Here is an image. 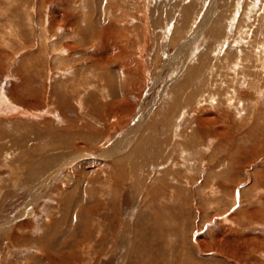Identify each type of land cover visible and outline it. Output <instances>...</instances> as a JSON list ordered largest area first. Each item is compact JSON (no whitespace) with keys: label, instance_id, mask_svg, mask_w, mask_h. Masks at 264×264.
<instances>
[{"label":"rangeland","instance_id":"rangeland-1","mask_svg":"<svg viewBox=\"0 0 264 264\" xmlns=\"http://www.w3.org/2000/svg\"><path fill=\"white\" fill-rule=\"evenodd\" d=\"M86 15L105 38L60 36ZM3 96L0 264H264V0H0Z\"/></svg>","mask_w":264,"mask_h":264},{"label":"bare ground","instance_id":"bare-ground-1","mask_svg":"<svg viewBox=\"0 0 264 264\" xmlns=\"http://www.w3.org/2000/svg\"><path fill=\"white\" fill-rule=\"evenodd\" d=\"M12 1H16V0H12ZM23 2H24V0H23ZM40 2H42V1H40ZM16 6V5H15ZM7 6H6V10H7ZM15 9V8H14ZM68 9V8H67ZM59 10H61V9H59ZM8 12V11H7ZM65 12V11H64ZM63 13V12H62ZM211 13V12H210ZM210 13H208V15L210 14ZM125 13H124V10L122 11V9L121 8H119V9H117L116 7H114L113 5H110L109 7H108V10H106L105 11V13H104V19H108L109 20V28L111 29V30H113L114 32L117 30H120V25H119V23H120V21L119 20H121L122 18H121V16L123 17V15H124ZM49 15V19H51V21H49L50 23L51 22H55V21H57L56 20V18L58 17V16H56V15H58L57 14V12L55 11V9H52V11H50V13L48 14ZM118 15V16H117ZM207 15V16H208ZM63 16V15H62ZM61 16V17H62ZM117 16V17H116ZM207 16L205 17V19L203 20L202 19V22L204 23L201 27H199L193 34H192V36H190V38H187V39H189L188 41H184L185 43L183 44V49H186V50H191L192 48H193V46L195 45V43L197 42V40H198V38H199V36H200V33L201 32H203V29H204V25L207 23V21H208V19H207ZM60 18V17H59ZM117 18L119 19V20H117ZM124 18V17H123ZM210 18V17H209ZM64 19V18H63ZM85 19V26L87 27L86 29H88L87 31H86V29H85V31L86 32H83L84 30H81V29H79L78 27L79 26H75L74 25V23H78V21H79V16H77V18H69L68 19V22H69V26H70V31H67V32H62L61 30V32H60V36H64V37H69V38H72V37H74V35L75 36H77L78 38H80V39H85V33L86 34H89V35H91L92 36V39L93 40H99L100 39V37H101V35L102 36H104V34H105V31L106 30H97L96 28H97V24H96V22H95V20H94V18L92 17L91 19H90V17L89 16H87L86 15V17L84 18ZM61 20V19H60ZM98 20V19H97ZM64 21V20H63ZM100 21H101V19H100ZM65 22H67V21H65ZM102 22H103V20H102ZM46 23V22H45ZM93 24H95V25H93ZM54 25V24H53ZM64 27V26H63ZM60 28V27H59ZM55 30H56V28H55ZM111 32V34L110 35H116L117 33H113L112 31H110ZM56 33V32H55ZM108 33H109V31H108ZM106 35V34H105ZM55 36V35H54ZM118 36V35H117ZM115 37V36H114ZM20 38L23 40V42L25 41L24 40V37L22 36V35H20ZM104 38H105V36H104ZM109 38H112V36H109ZM29 39V38H28ZM27 39V40H28ZM40 39V38H39ZM186 39V40H187ZM18 40H19V38H18ZM41 40V39H40ZM42 41V40H41ZM101 41V40H100ZM26 42V41H25ZM24 42V43H25ZM96 42V41H95ZM78 43V42H77ZM81 43H84V40H82L81 41ZM104 43H105V40H104V42H101V45H100V47L101 48H103V45H104ZM110 43V42H109ZM98 44H99V42H98ZM113 45V44H112ZM116 45V44H115ZM120 45V44H119ZM75 46V45H74ZM76 46H78V45H76ZM117 46V45H116ZM66 48H69V49H71V48H73L71 45H68L67 44V47ZM65 48V49H66ZM107 48V47H106ZM119 48V47H118ZM74 49V48H73ZM62 50V49H61ZM64 50V49H63ZM91 50V49H90ZM180 50V49H179ZM39 52V51H38ZM68 52V51H67ZM101 52V51H100ZM195 52V51H194ZM193 52V53H194ZM40 53H41V51H40ZM109 53V52H108ZM192 53V54H193ZM177 54H179V52L177 53ZM180 54H182V53H180ZM35 57V56H34ZM167 58H168V56H166ZM172 57V56H171ZM94 61V60H93ZM102 61V60H101ZM170 61V60H169ZM90 63V62H89ZM95 63H96V61H95ZM94 63V64H95ZM102 63V62H101ZM165 63H167V62H165ZM97 65L96 66H98V64H99V62H97L96 63ZM103 66V65H102ZM102 66H101V68L100 67H98L99 68V70L101 71L99 74H100V77L102 78V79H106L107 80V77H108V75H106V73H105V70H103L102 69ZM104 67V66H103ZM196 67V66H195ZM191 71H193V70H191ZM190 71V72H191ZM32 72V71H31ZM188 72H189V70H188ZM109 78V77H108ZM111 84V83H110ZM109 84V85H110ZM189 88V87H188ZM181 90V89H180ZM190 91L191 92H196L197 91V89H190ZM184 93V92H183ZM242 95V94H241ZM192 96V95H191ZM194 98V97H193ZM3 101H0V104H2V102H3V104H5V103H7L8 101L5 99V97L3 96L2 98H1ZM10 100V99H9ZM124 101V100H123ZM119 102V101H118ZM191 102V101H190ZM192 103V102H191ZM117 104V103H116ZM119 104H121V103H119ZM11 105V107L9 106V108H11L12 109V104H10ZM122 105V104H121ZM108 106H110V105H108ZM113 106V105H112ZM123 106V105H122ZM125 106V105H124ZM116 107V106H115ZM127 108V107H126ZM110 109H111V107H110ZM16 110V108L14 107V111ZM20 112H21V114H22V112H24L25 110H23V109H18ZM127 110V109H126ZM19 111H17V113H19ZM106 111V109L104 110V112ZM114 111V110H113ZM31 112V111H30ZM139 112V111H138ZM141 112V111H140ZM28 113V112H27ZM204 113H206V112H204ZM31 114V113H30ZM33 115H34V113H32ZM112 114V113H111ZM20 115V114H19ZM121 115H122V113H121ZM137 113L135 114V120H134V123H133V128L132 129H134L133 131H131V130H129L130 131V134L131 135H129V132H128V134H125L124 135V137L119 141V142H117L114 146H112V147H110L109 149H107V150H105L103 153H102V155H105L106 153H107V155H110V157L109 158H113V159H111L110 161H111V164H109L111 167H114L113 169H115V172H116V177L115 178H113L114 179V183H116L118 180H117V178H121V177H118V175L120 174V176H122L123 174V172H122V170L121 169H125L124 167H125V163L123 162V160L122 161H119L118 160V156L121 154V149L123 148V146H125L127 143L129 144V143H132V140H131V138H133V140H134V138L135 137H133V135L135 136V135H137V133L135 132L136 130H140V128L142 127V125L145 123V119L147 118V115H146V117H144L143 115H141L140 117H139V115H137ZM24 116V115H23ZM111 116V115H110ZM28 117V116H27ZM101 117V116H100ZM132 118V117H131ZM134 118V117H133ZM116 119V118H115ZM194 119H196V118H194ZM197 119H198V117H197ZM199 121H202V122H208L207 124H209L211 121H212V118H209V117H207V118H205V116H203V117H199V119H198ZM216 120V119H215ZM197 121V120H196ZM195 121V122H196ZM149 122V121H148ZM201 124H203V123H201ZM204 125V124H203ZM238 125V124H237ZM205 126V125H204ZM153 127V126H152ZM194 127V126H193ZM197 127V126H196ZM69 128V127H68ZM199 129H200V127H198ZM202 128V127H201ZM203 129V128H202ZM201 129V130H202ZM217 129V128H216ZM106 130V129H105ZM99 131V130H98ZM98 131H96V135H97V133H98ZM103 131V130H102ZM151 131V130H150ZM227 131V130H226ZM84 132V131H83ZM105 132V131H104ZM138 132V131H137ZM154 132V131H153ZM101 133V132H100ZM100 133H98V135H100ZM136 133V134H135ZM150 133V132H149ZM148 133V134H149ZM151 133H152V131H151ZM102 134H103V132H102ZM221 134V133H220ZM97 135V136H98ZM73 136V135H72ZM95 137V136H94ZM150 138V137H149ZM187 138V137H186ZM141 139V138H140ZM148 140H149V143H148ZM152 140H154L152 137L150 138V139H141L140 140V142H138V143H136L135 145H134V147H136L135 149H133V151H134V155L136 154V155H138V157H140V155H141V158H142V154L141 153H139V152H143V149H145V148H147V146H149V144H150V142L152 143ZM224 143V142H223ZM151 145V144H150ZM155 145V144H154ZM128 147H129V145H127ZM131 146V145H130ZM79 147V146H78ZM133 147V148H134ZM150 148V147H149ZM155 148V147H154ZM79 151V150H78ZM237 152V151H236ZM109 153V154H108ZM157 153V152H156ZM133 154V153H132ZM144 154V153H143ZM149 154V153H148ZM135 155V156H136ZM101 156V155H100ZM146 156H147V153H146ZM92 157V156H91ZM128 157V156H127ZM126 157V158H127ZM77 160L78 159H80V158H84V157H82L81 156V154L80 155H78L77 157ZM76 158L74 159V160H76ZM136 158V157H135ZM122 159V158H121ZM139 159V158H138ZM168 159V158H167ZM68 160V159H67ZM74 160H72L71 162H74ZM126 160H128V159H126ZM129 160H130V158H129ZM133 160V159H132ZM136 160V159H135ZM149 159L148 158H146L145 156H144V158L142 159V161L141 162H147ZM70 161V160H69ZM103 161V160H102ZM108 162H109V160H107ZM106 161V162H107ZM137 161V160H136ZM135 161V162H136ZM129 162V161H128ZM139 162H140V159H139ZM143 162V163H144ZM69 162H64L63 163V167L64 166H67V165H69L68 164ZM142 163V164H143ZM138 164V163H137ZM127 165V164H126ZM61 166H62V164H61ZM137 166V165H136ZM60 167V166H59ZM112 168H110L109 170H111ZM56 170V169H55ZM54 170V171H55ZM113 171V170H112ZM109 172H111V171H109ZM122 172V173H121ZM56 173H58V172H56ZM114 177V176H113ZM90 181V180H89ZM87 186V185H86ZM86 186H85V188H86ZM42 187V186H41ZM87 189V193H88V196L89 197H95L96 198V196H97V191L93 188V186H89V187H87L86 188ZM41 190V189H40ZM234 190V189H233ZM92 192V193H91ZM40 191L39 192H36L34 195H33V197L35 198V197H39V195H40ZM86 193V194H87ZM85 194V195H86ZM94 198V199H95ZM36 199V198H35ZM87 199V198H86ZM88 200V199H87ZM91 209V208H90ZM89 209V210H90ZM89 212L90 211H85V215H87V214H89ZM25 213V212H24ZM87 226V225H86ZM5 226H1L0 227V233H2V234H4V233H7V231H8V227L7 228H4ZM83 227V226H82ZM90 228V227H89ZM73 233V232H72ZM7 237H9V235L7 236ZM84 238V237H83ZM195 238H197V237H195ZM73 241V240H72ZM75 241V240H74ZM196 242L198 243V245H201V238H199V239H197L196 240ZM78 245V244H77ZM77 245H75L74 247H76ZM80 248V247H79ZM87 248V247H86ZM42 250V249H41ZM44 251V250H43ZM42 251V252H43ZM217 251V250H216ZM225 251V250H224ZM41 251H39V253H40ZM45 252V251H44ZM219 252V251H218ZM226 252V251H225ZM229 252V251H228ZM45 254V253H44ZM48 254V253H47ZM53 254V253H52ZM65 254V253H64ZM64 254L62 255V254H60V255H58V256H54L55 257V259L56 258H58V264H61L62 262H63V260L65 259V257H64ZM221 254V253H220ZM225 254V253H224ZM226 255V254H225ZM230 254L229 253H227V258H229L230 259V257H232V256H229ZM36 256H38V255H36ZM47 256V255H46ZM75 255H73V253H70L69 252V254L67 255V257L68 258H75L74 257ZM81 257V256H80ZM34 259H35V257H34ZM52 259V258H51ZM77 258H75V260H76ZM79 259V258H78ZM36 260L38 261V264H39V261H41V262H43V263H45L46 264V262L47 263H49L48 261H46L47 259H45V256H43V254L42 253H40V255L38 256V257H36ZM57 260V259H56ZM69 260V259H68ZM36 261V262H37ZM67 261V260H66ZM70 261V260H69ZM68 261V262H69ZM53 262V261H52ZM81 262V261H80ZM34 263V262H33ZM66 263V262H65ZM72 263V262H71ZM73 263L75 264V262L73 261ZM130 263V262H129Z\"/></svg>","mask_w":264,"mask_h":264}]
</instances>
